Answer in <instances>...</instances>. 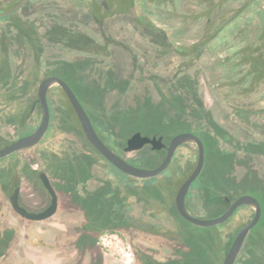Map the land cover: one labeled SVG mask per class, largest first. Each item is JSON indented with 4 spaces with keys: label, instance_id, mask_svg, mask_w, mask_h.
Masks as SVG:
<instances>
[{
    "label": "flooded vegetation",
    "instance_id": "af4514ba",
    "mask_svg": "<svg viewBox=\"0 0 264 264\" xmlns=\"http://www.w3.org/2000/svg\"><path fill=\"white\" fill-rule=\"evenodd\" d=\"M122 1L38 0L36 7L28 8L24 14V0H0V16H15L23 27L25 18L36 32V51L42 58L39 82L47 76H57L71 87L78 100V95L86 92L89 101L96 102L84 109L97 134L103 132L99 117L111 126L112 132H117L119 121H114V116L141 108L149 119L162 117L164 125L169 121L184 124L175 132L163 126L164 132L156 130L146 135L161 137L167 145L179 132H191L201 139L197 133L218 131L224 135L218 137L219 148L228 147L224 141L227 138L264 150L263 140L247 137L264 134V0H127L121 5ZM29 12L34 14L28 16ZM22 26L6 22L5 32H0V123H12L19 117L15 105L22 97L20 89L28 61L32 63L30 70L35 69L36 52L24 48ZM66 48L104 58L105 66L97 72L99 77L83 78L82 71L89 61L52 59L48 52ZM64 62L77 67L71 79L73 87L60 76ZM131 85L137 86L134 104L107 111L104 103L108 95L115 92L118 101ZM60 94L69 102L59 86L48 88L46 97L53 99ZM35 105L41 113L40 104ZM184 116L188 117L185 121ZM232 125L237 131L230 129ZM189 149L197 152L191 143L179 144L175 152ZM2 172L0 169V264H43L39 258L46 256L51 257L52 264H108L110 257L102 246L103 235L113 230L123 235L119 226L92 230L91 211L68 232L54 228L41 233L29 228L27 222L12 224L7 216L9 210L27 221L10 204L21 178L10 189ZM100 186H87V190L94 192ZM18 202L29 211L39 212L49 205L50 198L45 207L36 210L21 202L18 191ZM29 245L44 254L28 253ZM131 249L130 262L137 264L136 248Z\"/></svg>",
    "mask_w": 264,
    "mask_h": 264
},
{
    "label": "rangeland",
    "instance_id": "374dc122",
    "mask_svg": "<svg viewBox=\"0 0 264 264\" xmlns=\"http://www.w3.org/2000/svg\"><path fill=\"white\" fill-rule=\"evenodd\" d=\"M126 1L127 0H123L121 5ZM33 14V12H29L28 16H32ZM6 22L16 24L19 28L22 26L21 22L15 16H0V32H5L6 28L4 27V23ZM22 28L24 27L22 26ZM24 48H32L34 52H37L36 43H34V39L30 34L24 36ZM50 50L51 49H48V52L52 59H83L89 61L88 67L82 71V76L85 80L92 77L98 78L97 72L105 66V59L100 55L90 56L89 54L69 48L55 52L52 50L51 52ZM31 67L32 63L28 61L26 64L27 73H24V85L20 89L22 97L15 105L19 117L12 123H0V149L30 133L39 124L41 113L38 105H35V95L39 83L38 79L41 77V74L37 69L30 70ZM125 73H127V70H125ZM136 87L135 85L129 86L118 101H115V92L109 94L104 103L105 109L111 111L114 108L121 109L128 104H134L133 100L137 93ZM152 93L154 97L157 98L156 93ZM47 100L50 111V123L52 119L57 120L58 117L56 115H58L60 119L66 122L63 128L73 126L72 120L75 118V114L71 110L66 97L60 94L53 99L48 98ZM207 103H210V100H207ZM213 108L215 112L218 111L216 107L213 106ZM165 110L166 108H163V111ZM187 118L188 117L184 116L182 120L185 121ZM98 120L103 127L101 136L108 146L119 155L124 156L128 160H132L133 165L143 168H154L157 166L161 155L160 157L154 155L148 145H144L141 149L135 151L124 152L123 148L125 143L133 131L136 130L143 135H151L156 132L160 125L164 126L169 132H175L184 126V124L179 121H169L164 125L157 117L149 119L141 108H132L114 116L113 120L119 121L117 132H112L111 126L104 123L102 118L99 117ZM247 127L250 129L253 128L252 125H247ZM230 129L237 131L235 125L230 126ZM247 137L264 141V134H248ZM73 139L74 148L82 149L83 147H87L80 134L74 136ZM42 147L43 145L41 143L0 157V169L3 171L4 177H6L7 181L10 183V189L17 185L19 178H21L19 184L20 200L24 205L29 206L28 208L36 210L45 207L49 203L50 198L39 178V174L43 171H40V159L37 153L42 150ZM59 147L60 141L56 140L54 148L56 149ZM89 149L91 152L95 153L93 149ZM180 152H182L183 155ZM180 152H175L170 165L164 172L148 178H137L130 175L126 176V174L118 170L115 166L109 165L108 167L107 163L103 160H99L98 163L92 165L91 173L94 177L87 180L86 186L94 187L100 185L99 179L108 178L107 174L110 173L112 176L107 180L106 187L112 192V194H108L111 198L116 197L114 196L115 190L118 188V182L121 180L128 181V183L137 186V194L129 197L127 202L129 215L135 219L133 230L131 232H125L123 236L116 235L109 231L103 235L104 243L102 246L106 249L105 251L108 253V257H110L108 259V264H113L111 259L116 260L119 264H134L130 262L132 259L131 248H136L137 246H145L148 248L156 259H163L166 255L171 253L172 241L170 239L165 236L151 235L140 230L141 218L150 222H155L156 218L152 216L149 211L143 214L142 205L136 200V196H138L140 190H143L145 194L150 195L152 198L159 196L165 198L171 189H175L181 184L193 170L197 160V152L195 149H189L187 151L181 150ZM189 156H191L190 159L192 162L186 159ZM251 167L256 171L257 176L263 179V182L260 184L256 183L253 179L248 183L250 188L258 190V197L263 207V215L261 219H259L260 222L252 227L246 235L240 252L233 264H264V151L254 155ZM247 172L246 168L238 166L233 171L232 176L236 179H241ZM217 176L219 177L220 175L217 174L214 166L211 165L206 167L200 177L195 179L190 185L189 194L191 196L188 199L187 208L190 214L203 219L217 217L229 206V201H227L226 198L230 201L237 198V192L234 190L235 192H228V196L226 195L224 200L222 199L221 194L222 191L225 190L216 191L211 186V184H216L218 182ZM133 178L137 181L134 182ZM201 183H205L207 188L204 187L202 189ZM249 208H246V215H244L238 207L226 221L216 225L199 226L193 223H186L187 229L190 232L188 236L189 246L196 251L190 261L193 264H219L223 253L225 254L228 250L232 242L231 240H233L232 238L235 236L234 234H236L238 229L253 216V210L251 211ZM113 211L114 218L109 219L107 205L100 206L99 210L93 213L94 222L91 225L92 230H95L97 227L122 226L124 221L123 208L115 206ZM7 216L12 224L20 223L25 225L27 222L29 228L33 227L35 229L34 231H39L41 233H49V231H52L54 228L68 232L70 231L71 225L80 222L83 218L80 211L61 210L60 204L58 211L47 219L21 220L11 210L8 211ZM136 218H139V224L136 222ZM29 246L28 253L44 254L43 251L31 245ZM22 249L24 250V241ZM39 260H43V264H52L51 257L48 256L43 259L39 258Z\"/></svg>",
    "mask_w": 264,
    "mask_h": 264
},
{
    "label": "trees",
    "instance_id": "16d2710c",
    "mask_svg": "<svg viewBox=\"0 0 264 264\" xmlns=\"http://www.w3.org/2000/svg\"><path fill=\"white\" fill-rule=\"evenodd\" d=\"M37 4L38 0H24V14L28 8L36 7ZM27 34L33 37L37 47V34L28 23V20L24 18V36ZM33 60L34 68L39 72V66L42 65V58L38 52L34 54ZM76 68L75 64L64 62L62 63L60 71V76L67 79L72 87L73 83L71 79ZM3 87L5 86L2 85L1 88ZM78 97L85 109L88 104L91 106L96 105V102L93 103L89 101V96L86 92L84 95H81V97L78 95ZM69 105L73 111L70 103ZM56 116L58 119H52L45 135L38 143H42L43 147L42 150L38 151L37 156H39L40 159V171L48 175L58 195V206L60 204L61 210L65 211H80L85 217L90 211L93 215V213L99 210L100 206L107 205L109 219L114 218L113 209L115 206L121 207L124 211V221L119 228L124 232H131L134 228L135 219L129 215L127 202L129 197L137 194V186L128 183V181L121 180L118 182V188L115 190L114 196L116 197L111 198L108 194H112V192L106 187L107 180L112 176L109 173L107 174L108 178H103L101 180V186L96 191L88 192L86 182L92 176V165L98 163L99 160L105 161L108 167L112 164L87 141L76 115L75 119L72 120L73 126L69 128H63L66 122L60 119L58 115ZM156 117L162 122V117ZM157 130L159 133H162L165 128L160 125ZM79 134L87 145V147H83L82 149L73 147V137ZM197 134L201 137L204 144V165L196 179L200 177L206 167L213 165L217 174L220 176H217L218 182L216 184H211V186L216 191L225 190L222 191L221 194L223 200L226 195L228 196V192L236 190L237 197L243 194H250L258 199L262 207V203L258 197V190L250 188L248 183L252 179L258 184L263 182V179L258 177L256 171L252 169L251 162L255 154L261 153L264 150L249 148L247 147L249 144L245 141H234L227 138L224 141L228 142V147L219 148L217 147L219 141L218 137L224 135L219 134L218 131L215 133L205 131ZM98 135L106 143L102 136L100 134ZM56 140L60 141V147L55 149L54 144ZM89 148L93 149L96 154L91 152ZM149 149L154 155H158L159 157L161 155L158 161L159 164L164 158L165 151L163 149ZM120 156L133 164L132 160H128L122 155ZM189 161L192 162L191 159H189ZM238 166L244 167L248 171L241 179H236L232 176L233 171ZM126 176L128 175L126 174ZM133 179L134 182L137 181L135 178ZM179 185L175 189H171L165 198L161 196L152 198L150 195L145 194L143 190H140L138 196H136V200L142 205L143 214L149 211L152 216L156 218L155 222L146 221L141 218L140 230L155 236H165L172 241L171 253L166 255L163 259H156L145 246H137L135 252V261L137 264H193L190 259L196 251L189 246L188 236L190 232L186 225V223L191 222L187 221L179 214L174 202L175 193ZM204 187L207 188V185L201 183V188L203 189ZM189 192L190 190L187 192L185 199L187 208L188 199L191 196ZM246 208L249 207L247 205L239 207L244 215H246ZM249 209L252 211L251 208ZM262 215L263 207L260 219ZM259 222L260 220L258 223ZM112 232H116L118 235L123 236L119 231L113 230ZM224 255L223 253L219 264H222Z\"/></svg>",
    "mask_w": 264,
    "mask_h": 264
},
{
    "label": "water",
    "instance_id": "95a60500",
    "mask_svg": "<svg viewBox=\"0 0 264 264\" xmlns=\"http://www.w3.org/2000/svg\"><path fill=\"white\" fill-rule=\"evenodd\" d=\"M52 86H59L65 92L77 119L80 122L82 131L84 136L86 137L87 141L113 166H115L121 172L137 177V178H148L155 175L162 173L170 164L173 154L179 144L182 143H191L194 144L197 148V160L196 164L191 171V173L183 180V182L179 185L176 193H175V206L179 214L186 219L187 221L199 225V226H211L220 224L226 221L234 212L235 210L243 205H247L253 210V216L251 219L246 221L236 232L228 250L226 251L222 264H233L236 257L238 256L240 249L243 245L244 239L248 232L254 227L261 216V204L258 199L250 194H243L237 197L235 200L230 201L228 198L227 201L229 202L228 208L219 216L211 218V219H203L196 217L187 209L186 206V195L190 188V185L193 181L197 178L200 174L203 165H204V145L201 139L191 132H179L175 134L170 143L167 145L162 141L161 137H149L146 135H142L139 132L132 134L126 141V145L124 146L123 150L125 152H131L138 149H141L144 145L150 144L153 150H165V155L162 161L155 166L154 168H143L136 165H133L122 158L119 154L113 151L97 134L96 130L94 129L92 122L86 113L84 107L76 97L75 93L71 89V87L61 78L57 76H47L43 78L37 87L36 92V100L41 107V117L40 122L37 128L19 139L15 142L11 143L10 145L3 147L0 149V157L6 156L14 151L28 148L38 144L43 136L45 135L49 122H50V111L47 102V90ZM39 178L50 195V203L49 205L39 211H29L24 206L20 205L18 202V191L19 189L16 188L11 197H10V204L13 210L20 216L29 219V220H42L51 217L58 209V195L51 183L50 178L45 172H41L39 174Z\"/></svg>",
    "mask_w": 264,
    "mask_h": 264
},
{
    "label": "crops",
    "instance_id": "0c3cea01",
    "mask_svg": "<svg viewBox=\"0 0 264 264\" xmlns=\"http://www.w3.org/2000/svg\"><path fill=\"white\" fill-rule=\"evenodd\" d=\"M28 248H30V246Z\"/></svg>",
    "mask_w": 264,
    "mask_h": 264
}]
</instances>
